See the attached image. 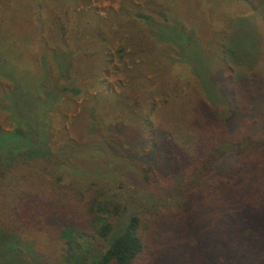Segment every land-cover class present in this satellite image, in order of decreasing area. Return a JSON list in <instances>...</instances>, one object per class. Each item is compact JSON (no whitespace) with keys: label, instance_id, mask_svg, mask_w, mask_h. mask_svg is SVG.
Masks as SVG:
<instances>
[{"label":"trees","instance_id":"16d2710c","mask_svg":"<svg viewBox=\"0 0 264 264\" xmlns=\"http://www.w3.org/2000/svg\"><path fill=\"white\" fill-rule=\"evenodd\" d=\"M0 1V6L9 10L8 0ZM132 1L121 0L117 12L109 10L105 19L100 20L91 12L88 15L75 14L68 0H51L56 8L62 4L53 18L57 38L69 40L81 31L82 40L94 37L101 43L105 38L101 34L103 32L107 38L128 37L126 39L133 45L136 38L130 35L139 38V43L145 41L150 45L155 41L148 42L147 38L166 43L173 38L180 43L178 46L184 42L183 38H188L186 34L154 22L151 15L146 14L156 0H134L138 5ZM239 2L247 10L254 11L264 25V0ZM13 4L17 9L24 7L33 10L32 17L37 19L38 15L46 11V5L41 0H15ZM152 11L156 13L155 9ZM161 15V20L166 21L167 17ZM225 31L221 37L227 39L229 37L225 34L233 32L231 24ZM256 43L253 42V45ZM0 44L2 50L1 39ZM231 45L226 43L224 53L226 63L231 67L229 76H235L233 95L238 108L239 105L243 106L242 101L248 94L255 93L257 82L253 73L255 69L252 70L250 65L245 66V70L251 69L249 74L242 72V60L248 58L247 54L239 55L234 50L236 48L231 49ZM68 51L62 47L58 53L63 56V67H56L57 60L52 59L59 73L68 69L73 72V54H64ZM262 51L264 53V49L258 47V54L255 52L254 55H260ZM139 52L146 53L144 50ZM174 56V60L165 59L170 61V65H153L149 62L147 68L152 71L151 77H146L142 72L145 68L142 65L129 76V86L138 79L144 81L148 88L140 95L142 102L132 98L131 110L138 112L139 117L130 112L127 106V100L129 103L130 100L122 93L124 96L121 101L126 106V124L120 127V131L118 127L115 130L120 137L130 136L129 142L140 144L145 140L149 146L143 158L147 165H142L144 183L150 188H156L158 192L169 189L176 193L170 194V199L158 203L156 208L145 207L130 212L123 219L125 204L120 200L103 205L93 201L84 202L82 206H76L57 197L28 192L22 187L34 177L32 174L18 175L16 165L50 157L46 136L48 129L45 135L39 121L34 124L28 121L22 133L19 126L23 119L18 115L11 117V110L4 103L6 99L0 97V114L7 115L8 121L15 125L10 133L0 129V140L8 142V145L0 149V189L6 191L11 200L10 206L5 205L12 221L20 227L44 232L50 240L63 243L60 255L63 264H264V140L252 142L247 137L246 129L255 121L241 122L235 131H227L212 117L218 88L213 90L211 97L203 94L202 90L197 98L192 96L195 95L191 93L194 91L184 95L192 79L187 73L175 71L174 77H169L174 89L171 93L177 95L178 102L175 104L173 97L170 98V101H174L172 103L164 99L165 93L169 91L167 83L161 81L167 78L162 70L169 72L171 65H183L177 49ZM254 61L257 65V61ZM86 66V71L84 65L78 67L81 79L91 75L90 67L93 64ZM259 66H264V62H260ZM157 77L161 80H157ZM207 80L213 81L211 77H207ZM88 81L92 83L91 79ZM199 81L197 78L198 84ZM150 94L152 97L163 94V99L156 106L150 102ZM192 98L198 100L197 109L191 106ZM58 99L50 100V105H54ZM93 112H89L88 117L97 123ZM41 115L44 116V113ZM140 116L143 118L142 123ZM198 117L201 122H198ZM114 118L119 120L118 115ZM192 127L200 133L195 136L189 131V128L193 130ZM8 172L11 173L8 175ZM6 178L7 182L4 181ZM151 197L152 200L161 198L159 194ZM144 213L152 214L149 216V224L143 222ZM17 228L8 223H0V264H42L32 246L20 238Z\"/></svg>","mask_w":264,"mask_h":264},{"label":"rangeland","instance_id":"374dc122","mask_svg":"<svg viewBox=\"0 0 264 264\" xmlns=\"http://www.w3.org/2000/svg\"><path fill=\"white\" fill-rule=\"evenodd\" d=\"M13 1L15 0H8L7 11L3 5L0 6V39L3 44L2 50L0 44V97L6 99L4 103L11 110V117L18 115L23 119L19 126L22 133L26 130L28 121L32 124L39 121L43 134L48 129L45 135L51 154L36 162H19L16 165L18 175L32 174L34 177L24 183L25 186L22 185L28 192L57 197L76 206H82L84 202L93 201L103 205L120 200L125 204L121 219L130 212L151 206L156 208L158 203L167 202L176 192L169 189L163 190L164 193L158 192L159 190L148 187L143 181L142 165H147L143 158L149 150L146 141L134 144L129 142L130 136L120 137L117 130L120 131V127L126 124L127 117L124 109L126 106L121 101L124 96L122 93L130 100V103L127 100L130 112L139 117L138 112L131 110L132 98L142 102L140 95L148 88L144 81L138 79L129 86V76L142 65L145 67L142 72L146 77H151L152 71L148 69V63L170 65V61L165 59L174 60L176 49L183 65H171L169 72L162 70L166 79L156 78L167 83L169 92L165 93L164 99L172 103L174 101H170V98L173 97L175 104L178 102L177 95L171 93L174 89L169 77H174L175 71L187 73L192 79L190 78V88L183 92L184 95L194 91L191 92L195 93L192 96L197 98L202 90L203 94L211 97L213 90L218 88L212 117L227 131H235L241 122L255 121V124L247 127V137L252 142L264 140V66H259L260 62H264V53L262 51L260 55H254L258 47L264 49V25L256 13L247 10L239 0H156L146 14L168 29L186 34L188 38H183L184 42L180 46L173 38L167 43L147 38L148 42L155 41L150 45L145 41L139 43V38L130 35L129 37L136 38L133 45L128 37L107 38L100 27L98 31L105 37L101 43L94 37L82 40L81 31L69 40L57 38L53 18L62 4L56 8L51 0H41L46 5V11L38 15L37 19L32 17L33 10L24 7L17 9ZM132 3L138 5L137 1L133 0ZM68 4L74 8L75 14L86 15L91 12L103 20L109 10L117 12L121 0H68ZM161 14L167 17L166 21L161 20ZM229 24L233 32L225 34L229 38H222ZM81 29L82 27L79 28ZM253 42H257L256 45ZM226 43L229 46L234 43L231 49L236 48L234 50L239 55L247 54L248 58L242 60V72L249 74L251 69H255V93L248 94L242 101L243 106L239 105L238 108L233 95L235 76H229L231 67L226 63L224 53ZM62 47L69 49L64 54H73V72L71 69L60 73L55 70V65L63 67V56L58 54ZM142 50L146 53L139 52ZM53 58L57 60L55 65ZM87 64H93V67L89 66L91 75L81 79L78 67L84 65L86 71ZM246 64L252 68L245 70ZM258 67L260 69L256 71ZM207 77H211L213 81H208ZM90 79L92 83L88 81ZM162 95L152 97L150 94V102L157 106L163 99ZM54 98L59 99L54 105H50V100ZM197 101L195 98L190 99L193 108L197 109ZM91 111H94L93 116L98 124L88 117ZM42 112L44 116L41 115ZM116 115L120 121L114 118ZM139 119L142 123L143 118L140 116ZM197 120L201 122V118L198 117ZM14 126L8 121L7 115L0 114V129L3 132L10 133ZM115 127L118 129L115 130ZM189 131L195 136L200 133L195 128H189ZM5 143L6 141L0 140V149L8 145V142ZM4 181L7 182V178ZM156 193L161 198L152 200L151 195H158ZM8 197L6 191L0 189L1 225L8 223L9 226H17L20 238L32 246L42 264H63L60 257L63 243L50 240L44 232L22 228L13 222L5 205L10 206L11 200ZM144 214L143 222L149 224V216L152 214Z\"/></svg>","mask_w":264,"mask_h":264}]
</instances>
